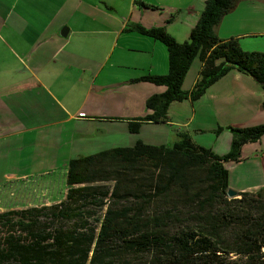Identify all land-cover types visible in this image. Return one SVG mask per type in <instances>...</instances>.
Returning a JSON list of instances; mask_svg holds the SVG:
<instances>
[{
  "label": "crops",
  "instance_id": "crops-1",
  "mask_svg": "<svg viewBox=\"0 0 264 264\" xmlns=\"http://www.w3.org/2000/svg\"><path fill=\"white\" fill-rule=\"evenodd\" d=\"M204 2L0 0V191L8 196L0 199V213L50 205L13 198L23 191L26 196L29 179L52 170H60L65 182L43 179L32 193L47 190L53 203L63 200L74 159L139 141L171 145L183 132L223 156L233 139L226 127L264 124L259 109L264 110V89L252 76L233 70L199 100L172 103L166 123H145L137 134L129 130L130 123L150 113L148 99L166 91L135 80L168 74L169 58L162 42L128 26L164 28L182 43L198 23ZM215 33L224 41L237 39L246 52L264 53V0H240ZM202 65L194 61L184 91L193 90Z\"/></svg>",
  "mask_w": 264,
  "mask_h": 264
},
{
  "label": "trees",
  "instance_id": "trees-1",
  "mask_svg": "<svg viewBox=\"0 0 264 264\" xmlns=\"http://www.w3.org/2000/svg\"><path fill=\"white\" fill-rule=\"evenodd\" d=\"M204 1L182 43L164 28L128 26L162 42L169 58L168 74L135 80L166 91L148 99L150 113L129 124L131 133L145 123H166L172 103L199 100L233 70L264 89V53L246 52L237 39L215 33L240 0ZM196 59L202 69L186 92ZM228 129L233 139L223 156L183 132L171 145L139 141L72 160L63 200L0 213V264H264V192L230 198L226 168L264 136V124Z\"/></svg>",
  "mask_w": 264,
  "mask_h": 264
},
{
  "label": "rangeland",
  "instance_id": "rangeland-1",
  "mask_svg": "<svg viewBox=\"0 0 264 264\" xmlns=\"http://www.w3.org/2000/svg\"><path fill=\"white\" fill-rule=\"evenodd\" d=\"M126 1H121V7L125 5V8L127 7V4H125ZM260 111L264 112L263 108L260 106ZM234 117L237 116V113H234ZM233 126H228L226 129L230 131L228 128ZM231 132V131H230ZM144 136V135H142ZM263 140V141H262ZM256 143L255 149H242V155L240 161H229L226 163V168L229 171L230 179H229V185L231 189H234L236 191L240 192V189H252L251 191H257V192H264V136ZM38 179V180H37ZM48 180L52 182H56L57 184L61 182H65L64 179H62L61 171L60 170H52L50 172V175H47L43 178L35 177L31 178L26 182V187H28L26 191L19 192L16 196V198H13L15 201L17 198L19 200L27 199L26 205L28 203H32L33 201L35 204H42V203H53L54 201L52 198L48 197L49 193L47 190L42 193H32L31 188L37 184L40 180ZM9 186L6 187L8 189ZM5 189V188H4ZM0 191V199H5L7 196L6 193H1ZM48 205V206H50ZM44 206V205H43ZM38 207V206H37Z\"/></svg>",
  "mask_w": 264,
  "mask_h": 264
},
{
  "label": "water",
  "instance_id": "water-1",
  "mask_svg": "<svg viewBox=\"0 0 264 264\" xmlns=\"http://www.w3.org/2000/svg\"><path fill=\"white\" fill-rule=\"evenodd\" d=\"M228 196L230 198H237L239 196V192L234 190V189L229 188L228 189Z\"/></svg>",
  "mask_w": 264,
  "mask_h": 264
}]
</instances>
